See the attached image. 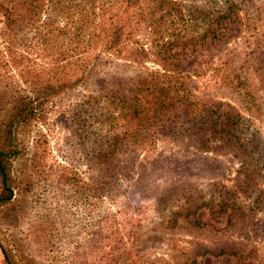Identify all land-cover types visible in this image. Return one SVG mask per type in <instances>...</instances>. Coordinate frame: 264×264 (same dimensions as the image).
<instances>
[{
    "label": "rangeland",
    "instance_id": "obj_1",
    "mask_svg": "<svg viewBox=\"0 0 264 264\" xmlns=\"http://www.w3.org/2000/svg\"><path fill=\"white\" fill-rule=\"evenodd\" d=\"M171 1L180 10L135 32L128 49L136 60L108 55L100 78L126 93L135 74L158 68L167 39L176 52L186 37L219 30L217 41L184 46L182 72L200 71L184 82L195 98L239 115L243 142L259 139L262 159L173 139L142 152L123 145L113 137L123 126L111 103L118 99L89 105L94 84L47 99L40 119L16 130L13 194L0 204V264H264V0ZM4 29L0 18V136L18 79ZM69 36L47 39L32 56L52 61Z\"/></svg>",
    "mask_w": 264,
    "mask_h": 264
},
{
    "label": "trees",
    "instance_id": "obj_2",
    "mask_svg": "<svg viewBox=\"0 0 264 264\" xmlns=\"http://www.w3.org/2000/svg\"><path fill=\"white\" fill-rule=\"evenodd\" d=\"M179 8L180 3L171 0H0L7 64L18 78L9 85L13 99L0 136V186L7 193L0 197V204L9 201L13 194L11 165L19 153L17 128L40 119L41 106L47 99L87 84L99 89L86 97L93 98L91 106L96 102L94 98L118 99L111 103L120 105L123 126L113 137L123 145L132 141L136 150L142 152L146 144L173 139L204 151L221 145L262 159L259 139L251 144L243 142L239 115L222 111L219 103L195 98L185 85V78L200 75V71L195 67L182 72L181 60L187 56L184 46L193 49L206 40L217 41L219 30L208 27L199 35L186 37L181 42L184 46L176 52L165 47L172 45L167 39L156 54L158 68H144L135 74L126 93L107 77L100 78L106 56L131 55L136 60L137 53L128 49L135 32L142 26L157 27ZM62 34L70 36L58 56L38 64L32 50L36 51L37 45L45 47L47 39ZM65 49L72 51L73 56H67ZM220 253L234 254L225 250Z\"/></svg>",
    "mask_w": 264,
    "mask_h": 264
}]
</instances>
